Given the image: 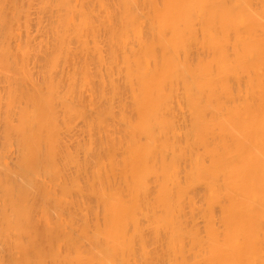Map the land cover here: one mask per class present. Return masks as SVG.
Here are the masks:
<instances>
[{
  "label": "bare ground",
  "instance_id": "1",
  "mask_svg": "<svg viewBox=\"0 0 264 264\" xmlns=\"http://www.w3.org/2000/svg\"><path fill=\"white\" fill-rule=\"evenodd\" d=\"M0 264H264V0H0Z\"/></svg>",
  "mask_w": 264,
  "mask_h": 264
},
{
  "label": "rangeland",
  "instance_id": "2",
  "mask_svg": "<svg viewBox=\"0 0 264 264\" xmlns=\"http://www.w3.org/2000/svg\"><path fill=\"white\" fill-rule=\"evenodd\" d=\"M47 192L49 193L50 192V189H49V187H47ZM42 216H41V214L40 213H38V219H40Z\"/></svg>",
  "mask_w": 264,
  "mask_h": 264
}]
</instances>
